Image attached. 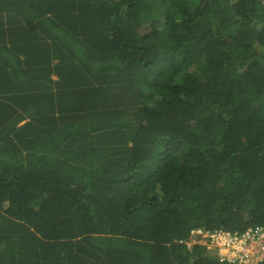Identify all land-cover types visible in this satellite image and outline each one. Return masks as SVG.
<instances>
[{
  "label": "trees",
  "instance_id": "1",
  "mask_svg": "<svg viewBox=\"0 0 264 264\" xmlns=\"http://www.w3.org/2000/svg\"><path fill=\"white\" fill-rule=\"evenodd\" d=\"M257 226L264 0H0V264H238L190 231Z\"/></svg>",
  "mask_w": 264,
  "mask_h": 264
},
{
  "label": "built area",
  "instance_id": "2",
  "mask_svg": "<svg viewBox=\"0 0 264 264\" xmlns=\"http://www.w3.org/2000/svg\"><path fill=\"white\" fill-rule=\"evenodd\" d=\"M198 244L220 261L259 264L264 259V226L249 227L236 233L224 229L196 228L187 245Z\"/></svg>",
  "mask_w": 264,
  "mask_h": 264
},
{
  "label": "clouds",
  "instance_id": "3",
  "mask_svg": "<svg viewBox=\"0 0 264 264\" xmlns=\"http://www.w3.org/2000/svg\"><path fill=\"white\" fill-rule=\"evenodd\" d=\"M196 229V228H195ZM191 232V231H190ZM219 260V259H218ZM220 261V260H219ZM223 262H226V261H223ZM229 263V262H228Z\"/></svg>",
  "mask_w": 264,
  "mask_h": 264
}]
</instances>
